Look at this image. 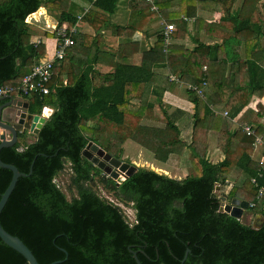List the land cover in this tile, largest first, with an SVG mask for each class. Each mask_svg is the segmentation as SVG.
<instances>
[{"label": "trees", "instance_id": "obj_1", "mask_svg": "<svg viewBox=\"0 0 264 264\" xmlns=\"http://www.w3.org/2000/svg\"><path fill=\"white\" fill-rule=\"evenodd\" d=\"M86 1L89 9L70 0H0V87H20L46 55L45 45L33 41L34 28L28 23L41 9L58 12V27H78L84 15L82 20L95 32V36L79 30L72 34L75 44L68 56L55 64L50 94L23 97L34 114H41L46 107L54 111L33 142L27 143L29 134L24 131L20 142L1 151V160L20 172L29 174L32 168L31 175L19 179L4 208L2 227L24 242L39 264H137L133 253L141 264H182L187 250L184 264H264V225L254 229L222 213L220 197L224 192H217L218 187L221 191L229 187V200L254 204L246 213L264 217V167L253 159V150L239 146L241 142L253 143L255 138L243 130L242 134L231 133L232 121L250 101L264 97V14L257 9L262 0H240L243 4L237 9L239 0H193L197 6L185 0L183 10L179 3L174 6L175 0H155L159 7L156 14H149L150 5L140 0H124L133 3L134 13L142 11L128 27L112 24L108 16L117 13L122 0ZM207 4L210 9L201 7ZM201 11H223L224 16L218 24H208ZM182 16L195 21L179 19ZM171 20L178 25L173 40L187 36L192 48L165 49L164 31ZM113 28L117 36L129 40L128 34L138 31L149 37L155 30L156 46L148 59L144 54L140 65L124 62L116 64L112 72H101L100 32ZM45 35L56 39L53 32ZM154 62L152 70L149 63ZM173 76L191 87L181 88L187 90L188 101L194 106L195 142L207 143L209 129L222 133L219 141L222 139L224 160L212 162L198 144L194 149L197 155H192V167L200 168L198 177L179 180L152 167H137L131 178L118 185L83 156L86 146L92 141L117 158L112 147L119 146L121 138L141 133L166 163L182 144L180 128L161 103L163 93L177 85ZM195 87L202 89L203 97ZM146 93L161 101L147 100ZM136 100L140 107L138 102L132 103ZM157 107L166 120L164 129L157 123ZM224 112L227 117L221 115ZM262 121L264 105L258 104V111L248 119L258 135L263 133ZM67 164L72 171L70 190L77 193L72 200L56 183ZM235 172L244 182L230 184L225 174ZM12 176L0 167V199ZM96 178L118 204L94 190L91 184ZM252 178H257V186ZM119 204L132 206L135 224L129 223ZM0 264L28 262L0 239Z\"/></svg>", "mask_w": 264, "mask_h": 264}, {"label": "rangeland", "instance_id": "obj_2", "mask_svg": "<svg viewBox=\"0 0 264 264\" xmlns=\"http://www.w3.org/2000/svg\"><path fill=\"white\" fill-rule=\"evenodd\" d=\"M73 1H75V0H70V2H72V3H73ZM78 1H79L78 4H81V6L84 7V8H88V5H90L89 2L86 1V0H84V2L82 0H78ZM122 2H123V4H122ZM122 2L119 4L120 9H118L116 14L108 15L110 21L113 24L122 23L123 21H121V20H123L125 18V15L127 14V12L125 11L126 9L124 8V0H122ZM143 2H144V0H143ZM186 2L188 4H190V1L186 0ZM186 2H185V0H175L174 1V6H177L178 3H179V9L183 10L185 7H187ZM191 3L195 4V6H197L196 3H193V0H191ZM146 4L150 5L148 3H146ZM242 4L243 3L239 0L237 2V4L235 5L234 9L240 8ZM210 5L211 4H207V5H204V6H201V7H203V8L207 7L208 9H210V7H211ZM158 9H159V7H158ZM257 9H258V11H259V13L261 15L264 14V0H262L260 3L257 4ZM205 10H207V9H205ZM40 12H43V11L41 10L37 14L33 15V17H30L28 19V23H30L33 28L35 26H37V27H40L42 29V27H43L45 30H47L49 32H53L54 27L58 26L57 21L55 19V16L58 14V12L55 11V10H53V11L44 10L43 15ZM148 12H149V14H156L159 11L153 10L152 6L150 5V9H149ZM204 12L205 11H201L200 14L203 15ZM138 13H140V12H138ZM129 15L131 17V22L136 21V18L134 16V15H136V13L133 14V10H132L131 14H129ZM204 16H205L206 22L208 24H215V22L219 21L221 16L222 17L224 16V12L223 11H220L218 13H215V12L214 13H209V12L207 13L206 12L204 14ZM81 17L83 19L84 16L81 15ZM182 19H183V17L181 18V20ZM190 20H192V22L195 21V19H190ZM40 22H41V24H40ZM82 22H83L82 29L84 28V30H85V31L84 30L83 31L84 32H87V31L89 32V30H91V29L89 28V25L87 24V22H85L83 20L81 21V23ZM167 24L168 25L174 24L176 27L178 26L177 23L174 22L173 20L168 21ZM159 26L160 25L158 24L157 27H159ZM40 28H38V29H40ZM87 28L89 30H87ZM38 29H36V33H38L37 31H40L41 34H44V31H42L41 29L40 30H38ZM189 29L191 30V33H192V31L194 30L192 24L190 25ZM154 31L155 30H153V32ZM105 32H109V30H103V31L100 32L101 35H102V37L100 39V45H101L102 40L104 38V33ZM108 35L113 36V37H109L110 42H108V43H113V41L116 42L115 37L117 36V33L112 34V33L109 32V34H107L106 36H108ZM136 35L132 36V35L128 34V36L131 37V41H133V42H135L137 44L140 43V45L144 46L145 48L143 47L142 52H140L139 54H138V52H137V54L135 53L134 54L135 57H133L132 60H129V61L127 60V61H128V63L132 62L133 64L136 63V64L140 65L144 61V54H145V58L148 59V56H149V53H150V49H148V45L149 44H151V46L154 45L156 43V38H153V40L152 41L150 40V42H149L148 40L145 39V37L141 33L140 34L138 33L137 36ZM42 39L44 41H46V39H52V38H49V37L47 38V37L43 36ZM200 39H204L203 36H200ZM134 40H137V41H134ZM125 43H126V37L123 36L122 39H121V49H123V48L125 49V46H123V45H125ZM147 43H148V45H147ZM184 45L188 46V47H191V48L193 46V45H191V41L189 40V37L187 38V36H185L179 42H173L171 47L175 46L174 48H183ZM137 48H139V47H137ZM244 49H245L244 45H242V49H241L242 53L244 52ZM131 50L132 49L130 47L128 49V51H131ZM126 51H127V48H126L125 52ZM84 57L87 59V56L84 55ZM99 58L102 59V62L105 61L103 58H106L107 62H109L111 60L109 58H112V57L111 56L100 55ZM115 64H121V63L118 62V61H115ZM155 64H156L155 62L154 63H149V66L152 68V70L155 69V67H156ZM102 67H104V66H102ZM102 67H100L101 72L106 73V68L104 70ZM166 72L167 71H165L164 73H166ZM165 79H166V76L163 75V78H162L163 82L165 81ZM175 81H176V84L179 85V88L178 87H176V88L174 87L169 93L173 97H175V99L178 100V104L179 105H177L176 108L184 109L185 108L184 105H186L188 103V98H187V93H186L187 90L185 88H181V87L187 86L189 88L190 85L187 84V83H182V81H179L176 78H175ZM207 93H208V91H207ZM146 97H147V100H150V101H153V102L161 101L159 99H155L153 94L150 95V94L146 93L144 98H146ZM170 100H172V98ZM254 100H256V99H254ZM259 100H260L259 102H264V97L259 99ZM136 102H138L137 105L140 107V103H139L140 101H138V100L132 101V103H136ZM161 103H163V106H164V108L167 111H169L171 109V107L175 106L174 102H170V101H167L165 99H164V101L162 100ZM251 103H254V102L252 101ZM131 108L132 109H137V108H134V107H131ZM156 112L158 113V116H159V121L157 123L160 124L159 127L161 129H162V127L164 129L166 127V120L164 119L163 113L161 112L159 107H157ZM180 121L184 122L183 126L180 125L181 126L180 127L181 128L180 131L182 132V134H184V135H186L187 133L191 134L190 140H189V138H186L185 143L183 144V142H182V144H180L179 147H178V151L182 152L180 158L182 159V163H184L185 165H183L178 160V158L176 156H173V158L169 162L168 166H166L167 165L166 163L168 161L166 163H164L162 158L157 154L158 151L156 150L154 145L153 144L151 145V143L149 142L148 138L144 137L143 134H141V133L140 134L133 133L131 135V137L128 136L126 138H121L119 146L114 145L112 147V151L115 154H117V158L116 159H118V157H119L118 160L120 162L130 164L132 166H135L136 168L137 167H151V164L153 163L155 167H160L158 169L163 168L165 171H167V173L164 172L163 174L168 175V176L171 175L170 177H172V178L176 177V179H179V178L180 179H184V178H187L189 176L190 177H198L200 175V168H198V170L196 171L191 166L193 164L192 155H195V156L197 155V152H195L194 149H195L196 145H198V143L195 142V139H194V136H193L194 125H192V123H191L193 121V116L192 115H186ZM151 122L152 121H149V125L151 124ZM261 124L264 127V121H262ZM238 130L239 129H236L233 132L231 130V132L233 134V133L239 132ZM242 133L243 132H242V129H241L240 130V134H242ZM219 135H220V132L217 131L215 133V135H212L210 137H211V139L214 136L217 138ZM116 138H117V136H116ZM106 139H108V138H106ZM208 139H209V135H208ZM196 140H198V139H196ZM103 141H104V143H106L105 139ZM181 141H182V137H181ZM193 143H195V146L193 145ZM212 143L213 144L216 143V139H213ZM203 148L206 149V150L209 149V148H205V147H203ZM189 157H190V159H189ZM153 169H155L156 171L158 170L156 168H153ZM157 172H160V171H157ZM104 176H106V175L104 174ZM241 176H242L241 174L232 173V174H229V176H227V178L229 177L228 180L230 181V184H234V183H237L239 180L244 182V178H242ZM71 177H72L71 166L69 164H67L65 170L56 179V183L60 186L61 190L66 194V197H67L68 200H72L74 197H77L76 191L75 190H73V191L70 190ZM91 185H93L92 187L94 188V190L102 198H104L106 200H109L112 203L118 204L117 201L115 200L114 196H113V193H111L108 190H106L105 187L102 185V183H100V178H96L94 183H92ZM228 188L227 187L223 188L224 191H221L220 187H218L217 188V192H219V193H222V192L227 193L228 192ZM119 206L121 207L123 213L125 214L127 220L129 221V223L131 225L135 224L136 223V212L132 208V206H126L124 204H119ZM248 216L246 214L244 219H242V221H244L245 224L251 223V220L248 221V218H247Z\"/></svg>", "mask_w": 264, "mask_h": 264}, {"label": "water", "instance_id": "obj_3", "mask_svg": "<svg viewBox=\"0 0 264 264\" xmlns=\"http://www.w3.org/2000/svg\"><path fill=\"white\" fill-rule=\"evenodd\" d=\"M0 154L2 149L15 146L19 142V135L24 131L34 135L35 138L39 135L44 124L46 123L49 114H46L44 109L41 114H34L30 109L29 101L23 97L5 96L0 97ZM49 113V112H48ZM83 156L91 161L96 167L104 172V174L117 182L118 185H122L126 180L131 178L137 171L135 166L127 163L120 162L118 159L111 156L109 153L100 148L94 142H89L86 149L83 152ZM0 167L12 172V180L2 194L0 199V219L1 214L6 207L12 193L14 192L16 185L20 178L27 177L32 174V168L29 174L22 173L19 169L11 164H6L1 160ZM223 204L221 212L227 213L232 217L242 220L244 214L249 211L250 204L247 201H243L238 198L228 199V195L224 193L221 197ZM251 225L254 229H261L264 225V217L261 214L251 217ZM0 239L11 249L21 254L28 262V264H39L38 260L32 253V251L22 242L18 237H15L8 233L1 225L0 221ZM182 261L185 263L188 253ZM133 257L137 264H141L137 253H133ZM60 262H54L52 264H58Z\"/></svg>", "mask_w": 264, "mask_h": 264}, {"label": "crops", "instance_id": "obj_4", "mask_svg": "<svg viewBox=\"0 0 264 264\" xmlns=\"http://www.w3.org/2000/svg\"><path fill=\"white\" fill-rule=\"evenodd\" d=\"M77 3L79 2L78 0H75ZM141 2H143V0H140ZM143 3H145V2H143ZM122 4H123V2H122ZM132 6H133V3L132 2H130V1H124V8L126 9L125 11L127 12V14L125 15V20L123 19V20H121V21H123L122 23H115V25H118V26H122V27H128L129 26V24L130 23H132L131 22V17H130V15L129 14H131V12H132ZM88 9H89V5H88ZM87 9V10H88ZM119 9H120V7H119ZM43 12H44V10L45 9H41ZM40 10V11H41ZM43 12H40V13H42V15H43ZM47 12V11H46ZM138 12H140V13H138ZM141 10L139 9L138 11H137V13H136V15H141ZM215 13H218V12H215ZM37 14V13H36ZM133 14H134V11H133ZM84 16V15H83ZM33 17V16H32ZM183 18H184V16H182ZM181 17V18H182ZM222 17V16H221ZM180 18V19H181ZM219 21H220V19H219ZM219 21L218 22H215V24H218L219 23ZM40 24H41V22H40ZM113 24V23H112ZM83 25V22L81 23H79L78 24V30H79V32H80V34H88V35H92V36H95V32L93 31V29L89 26V28L91 29V30H89L88 28H87V30H89V32L87 31V32H84L85 30H84V28L82 29V26ZM85 25V24H84ZM166 25H168V24H166ZM35 26V25H34ZM41 26V25H40ZM38 28H40V27H37V26H35L34 27V32H35V36H36V38L34 39L33 38V41H35V42H38V41H41L44 45H45V47H46V55L43 57V58H41V60L40 61H44V60H46V59H48V58H52L53 57V54H54V52H55V49H56V47H57V42H56V40L54 39V38H52V39H46V41H44L42 38H43V36L44 37H46V35H44V34H46V32H47V30H45L43 27H42V31H44V34H41L40 33V31H37L38 33H36V29H38ZM154 28H157L156 27V25H154L153 26V29ZM40 29H38V30H40ZM84 30V31H83ZM109 30V29H108ZM115 30H116V28H113V29H110L109 30V32L110 33H112V34H115ZM109 32H105L104 33V38H103V40H102V43H101V45H100V48H99V53H100V55H104V56H111L112 58H109V59H111L109 62H107V59L106 58H103L105 61L104 62H102V60H100L101 61V65L99 66V68L100 67H102V66H104V67H102L104 70H105V68H106V73H108V72H112L113 71V68H114V66L116 65L115 64V61H118V62H120V63H124V62H126V63H128V61L129 60H132L133 59V57H135V53L137 54V52H138V54L140 53V52H142V50H143V47L144 46H141L140 45V43L139 44H137V43H135V42H133V41H131V38H130V40L128 39V37H126V43H125V45H123V46H125V49L123 48V49H121V39H122V36H116L115 37V40H116V42H114L113 41V43H108V42H110V40H109V37H113V36H110V35H108V36H106L107 34H109ZM152 30L150 31V34H149V37L148 36H146L144 33H142V32H135L132 36H134V35H138V33L140 34H142L144 37H145V39L146 40H148L149 42H150V40L152 41L153 40V35H152ZM136 35V36H137ZM185 36H181L180 37V39L179 40H174L173 41V38H172V43H171V46H172V44H173V42H179V41H181V39H183ZM188 38V37H187ZM48 41V42H47ZM123 41V40H122ZM134 41H137V40H134ZM115 45V46H114ZM147 45H148V43H147ZM151 44H149L148 45V49H150V51L152 50V49H154V47L156 46V44H154V45H152L151 47ZM185 46V45H184ZM95 47V49H94V52L96 51V49H97V46H94ZM131 47V51H128V49ZM137 47H139V48H137ZM175 46H173V47H170V48H174ZM186 47V46H185ZM126 48H127V51L125 52V50H126ZM145 48V47H144ZM169 48V49H170ZM184 48V47H183ZM93 52V51H92ZM169 51H167V52H165V53H168ZM129 55V56H128ZM128 60V61H127ZM128 64H131V65H138V64H136V63H132V62H129ZM66 80V79H65ZM65 84H67V81H65ZM176 87H178L179 88V85H175V88ZM15 97H21V96H19V95H15ZM167 97V98H166ZM172 98V100H170ZM164 99L165 100H167V101H170V102H174V104H175V106H173V107H171V109L168 111V113L172 116V118L176 121V124H177V126L180 128L181 126L180 125H184V122H181L180 120L182 119V118H184V116H186V115H192V113H193V108H194V106L192 105V104H190L189 103V101H188V103L186 104V105H184L185 106V108L184 109H178V108H176V106L177 105H179L178 104V100L177 99H175V97H173L169 92H166V93H163V101H164ZM254 99H256V100H254ZM260 98H258V97H254L251 101H250V103H249V105L248 106H246L245 107V109H244V111L239 115V117L238 118H236V119H234L233 121H232V125H233V128H232V132L234 131V130H236V129H239L238 131L240 132V130L242 129L241 128V126L243 125V124H249L248 123V119L252 116V113H256L257 111H258V104H263L264 105V102H259L260 100H259ZM254 102V103H251V102ZM2 103H0V105H1ZM47 109L49 108V107H46ZM183 111H185V113H183ZM49 114V113H48ZM185 114V115H184ZM226 112H224V114L222 113V115L224 116V117H227L226 116ZM52 115V114H51ZM51 115H49L48 116V119H49V117L51 116ZM244 117V118H243ZM243 118V119H242ZM192 123V125H193V121L191 122ZM181 129V128H180ZM190 132V131H189ZM231 132V133H232ZM244 132V131H243ZM182 133V132H181ZM215 131L214 130H212V129H209L208 130V135H209V140H207V143H202V141H198L197 140V143L198 144H201L203 147H205V148H209V149H207V152H206V157L209 159V160H211L212 162H214V163H217V162H221V161H223L224 160V158H225V156H224V152H223V150H222V148H221V146H220V143H221V140L219 141V137L221 136V137H224V135L221 133L217 138L214 136V137H212V139H211V137L210 136H212V135H215ZM28 134H29V132H28ZM235 133H233V135H234ZM262 135V137L264 138V127H263V133H261ZM191 136V134H189V133H187L186 135H184V134H182L181 135V137H182V142H183V144L185 143V140H186V138H189V140H190V137ZM36 138L34 137V135H31V134H29V137H28V139H27V143H31V142H33L34 140H35ZM213 139H216V143H212V141H213ZM224 139V138H223ZM19 142H20V140H19ZM210 144V145H209ZM251 144L252 143H250V142H241L240 143V148H242V149H250V150H253V152H254V154H253V159L257 162V163H259L260 162V160H261V158H262V151H263V149H262V147L260 146L259 148H258V150L257 151H255L254 149H253V147L251 146ZM185 146V145H184ZM181 151H176L175 153H173V154H171L170 156H169V159H168V162L166 163L167 165L166 166H168V164H169V162L171 161V159L173 158V156H176L177 158H178V160L182 163V159L180 158V156H181ZM189 159H190V157H189ZM183 165H185L184 163H182ZM178 166V165H177ZM192 166V165H191ZM151 167H153V168H156V169H158V168H160V167H155L154 166V164H152L151 165ZM168 168V167H167ZM156 171V170H155ZM157 171H160L161 173H167V171H165L163 168H161V169H158ZM159 172V173H160ZM235 174H237V172H235ZM171 176V175H170ZM225 176L227 177V176H229V174H225ZM190 177V176H189ZM174 178H176V177H174ZM229 178V177H228ZM185 179V178H184ZM179 180H181L180 178H179ZM222 194V193H221ZM227 194V193H226ZM247 214V218H248V221L251 219V217L253 216L254 217V215L253 214H248V213H245L244 214V217H245V215ZM244 217H243V219H244Z\"/></svg>", "mask_w": 264, "mask_h": 264}, {"label": "built area", "instance_id": "obj_5", "mask_svg": "<svg viewBox=\"0 0 264 264\" xmlns=\"http://www.w3.org/2000/svg\"><path fill=\"white\" fill-rule=\"evenodd\" d=\"M144 2L150 4L152 9L155 11H159L158 7L155 4V0H144ZM79 22H81L82 17L79 18ZM186 22H192V20L183 18ZM79 24V23H78ZM176 26L174 24L166 25L164 31V47L168 49L171 47L172 36ZM78 32V27L70 28L69 25L64 24L61 27L55 26L53 33L56 35V44L57 47L53 54L52 58H48L44 61H40L36 64L30 75L26 76L20 87L12 88V87H0V97L5 96H14L17 94L21 97L29 96V95H48L50 94L49 83L53 76V70L56 63L61 62L68 56V50L74 46L75 41L72 38V34ZM40 43V41H38ZM168 50H166L167 52ZM172 81H175V78H171ZM191 88V87H190ZM200 96L203 97L202 89L197 87L193 88ZM48 110L49 115H51L54 111L52 108H44ZM244 133H246L249 137H254L255 141L251 144L255 151L261 146L262 158L260 160V165L264 167V138L261 135H258L255 129L249 124H243L241 126ZM260 177L262 174L259 175ZM251 182L254 185H258L257 178H252ZM263 194V189L259 191V196L261 197ZM250 207H254V204H251Z\"/></svg>", "mask_w": 264, "mask_h": 264}, {"label": "bare ground", "instance_id": "obj_6", "mask_svg": "<svg viewBox=\"0 0 264 264\" xmlns=\"http://www.w3.org/2000/svg\"><path fill=\"white\" fill-rule=\"evenodd\" d=\"M46 114H48V110H46Z\"/></svg>", "mask_w": 264, "mask_h": 264}, {"label": "flooded vegetation", "instance_id": "obj_7", "mask_svg": "<svg viewBox=\"0 0 264 264\" xmlns=\"http://www.w3.org/2000/svg\"><path fill=\"white\" fill-rule=\"evenodd\" d=\"M107 153V152H106ZM112 156V155H111ZM115 158V157H114ZM103 174H104V172H103Z\"/></svg>", "mask_w": 264, "mask_h": 264}]
</instances>
